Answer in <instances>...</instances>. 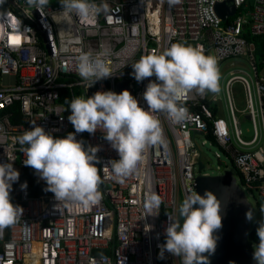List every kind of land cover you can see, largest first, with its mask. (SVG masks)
Instances as JSON below:
<instances>
[{
	"label": "built area",
	"instance_id": "2783aa9c",
	"mask_svg": "<svg viewBox=\"0 0 264 264\" xmlns=\"http://www.w3.org/2000/svg\"><path fill=\"white\" fill-rule=\"evenodd\" d=\"M52 1L41 13L27 0H0V163L11 162L20 174L29 166L16 138L32 121L55 138L75 133L68 120L73 97L128 89L147 110L143 93L155 76L137 82L131 65L142 55L183 42L202 46L217 59L219 71V64L237 58L230 65H245L246 60L252 74L245 68L223 74L222 95L185 91L179 103L188 116L182 122L155 113L164 142L147 149L138 172L124 183L113 178L110 161L119 155L104 133H76L85 149H99L94 162L102 195L97 202H60L51 191L33 196L19 175L10 193H19L16 205L23 214L0 235V264H181V257L167 251L161 258L159 246L166 242L169 216L178 218L180 204L190 190L196 191L197 162L203 160L199 138L217 145L229 160L230 165L216 153L223 162L217 173L239 172L242 188L264 198V58L258 51L259 40H264V0H228L236 13L226 20L215 9L226 0H103L107 10L88 17L66 13ZM103 50L113 75L87 88L76 58L81 51ZM122 81L126 87H119ZM237 94L242 107L237 106ZM222 102L227 119L220 115ZM18 116L21 121L13 122ZM240 116L253 123L249 139L244 138ZM202 171L212 173L206 167ZM36 179L45 182L37 173ZM153 191L162 201L159 213L144 216L145 198Z\"/></svg>",
	"mask_w": 264,
	"mask_h": 264
},
{
	"label": "clouds",
	"instance_id": "9594fccd",
	"mask_svg": "<svg viewBox=\"0 0 264 264\" xmlns=\"http://www.w3.org/2000/svg\"><path fill=\"white\" fill-rule=\"evenodd\" d=\"M59 2L64 12L81 17L96 15L108 8L103 0L99 5L94 0ZM178 2L170 0V3ZM27 3L43 13L50 0H27ZM107 55V50H103L95 54L81 51L77 56V73L87 82V88L113 75ZM131 65L137 82L155 76L143 93L147 110L128 89L119 93L97 91L88 97L75 96L70 101L68 120L75 133L55 138L32 121V127L16 138L26 156L25 165L46 182V190L51 191L56 200L88 205L101 199L102 180L94 162L99 149L92 146L85 149L83 142L76 139V133L94 134L97 129L104 133V138L119 155L118 160L110 161L113 178L124 183L138 172L147 149L164 142L161 122L155 113L164 112L173 122H182L188 116L187 108L179 103L185 91L195 90L201 95L220 91L218 61L206 55L202 46L175 42L159 54L142 55ZM19 175L11 162L0 163V235L4 229L17 224L23 214V208L10 199V190ZM26 187V182L21 185L22 189ZM161 203L155 191L149 193L143 205L144 216L158 215ZM261 211L264 212V208ZM178 213V218L169 216L166 242L159 246L161 258L167 251L181 257V264H208L209 256L217 247L218 238L214 233L222 227L221 201L212 191L206 190L200 195L192 189L180 204ZM253 217L254 212L249 209L246 219L251 221ZM256 231L259 243L254 246L253 259L256 264H264V219Z\"/></svg>",
	"mask_w": 264,
	"mask_h": 264
},
{
	"label": "water",
	"instance_id": "95a60500",
	"mask_svg": "<svg viewBox=\"0 0 264 264\" xmlns=\"http://www.w3.org/2000/svg\"><path fill=\"white\" fill-rule=\"evenodd\" d=\"M228 2L221 1L215 5L217 14L223 20L236 13V6ZM118 85L126 87L127 83L122 81ZM217 164L222 166L223 162L218 159ZM197 166L196 192L203 195L206 190L212 191L221 201L222 227L214 233L218 238L217 247L209 256L208 264H256L253 241L249 239L253 224L252 220L246 219V212L253 208L238 174L231 169L216 174L203 172L206 163L202 159Z\"/></svg>",
	"mask_w": 264,
	"mask_h": 264
},
{
	"label": "rangeland",
	"instance_id": "374dc122",
	"mask_svg": "<svg viewBox=\"0 0 264 264\" xmlns=\"http://www.w3.org/2000/svg\"><path fill=\"white\" fill-rule=\"evenodd\" d=\"M240 59H231L228 60L227 62L223 63L222 65H220V81H219V85H220V95H222V80H223V74H225L226 72H228L231 69H235V68H245L247 71H249L252 74V69L251 66L249 65L248 61L243 60V62H245V65H236V66H231L230 62L234 61V62H239ZM224 68H226L224 70ZM241 99L242 96L241 94H237L236 96V101L238 103L237 106H241ZM242 107V106H241ZM220 115L224 118H228V111L226 110L225 107V103L222 102V106L220 108ZM240 127L242 129L244 138L249 139L252 137L253 133H254V127H253V123L251 120H248L246 118H243L240 116ZM202 140L204 141V144L202 145L201 142ZM198 142V146L200 148V150L202 151V158L204 160V162L206 163V171L208 172H212L214 174H216L219 170H221L222 168L219 167L218 168V164H217V156L216 153H220L221 154V158L222 160L226 163L230 165L229 160L226 158V156H224V154L221 152V150L219 149V147L215 144L210 143L209 141L203 139V138H199L197 140ZM246 195L249 199V201L252 204V208H253V212H254V217L252 219V224L257 227L259 226V222L264 219V212L261 211L262 208H264V198L255 190L253 191H246ZM257 243L254 242V246ZM253 246V248H254Z\"/></svg>",
	"mask_w": 264,
	"mask_h": 264
},
{
	"label": "trees",
	"instance_id": "16d2710c",
	"mask_svg": "<svg viewBox=\"0 0 264 264\" xmlns=\"http://www.w3.org/2000/svg\"><path fill=\"white\" fill-rule=\"evenodd\" d=\"M52 2L60 4L59 0H53ZM258 45H259V50H258L259 55L264 58V40H259ZM15 112H16V115H19V109H18L17 105H15ZM12 120H13V122H20L21 118L18 116V117L13 118ZM206 137L212 141L214 140L211 133H208L206 135ZM238 174H239V172H238ZM239 176H240V178H242L241 174H239ZM20 179L26 180L28 182L30 194L33 196L40 195L42 193H49L50 192V191L46 190V187H47L46 182H44V183L37 182L36 172L31 167H23L22 168L21 174H20ZM10 199H11L12 203L15 205L20 203L19 193L17 191L11 192L10 193ZM256 230H257L256 226L253 225L252 230H251L250 235H249V239L252 241H255L258 244L259 238L257 236Z\"/></svg>",
	"mask_w": 264,
	"mask_h": 264
}]
</instances>
